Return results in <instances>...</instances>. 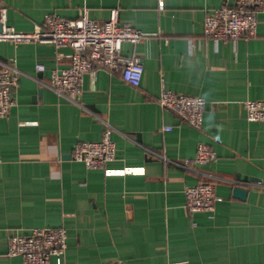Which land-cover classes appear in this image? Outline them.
Wrapping results in <instances>:
<instances>
[{
	"label": "crops",
	"instance_id": "1",
	"mask_svg": "<svg viewBox=\"0 0 264 264\" xmlns=\"http://www.w3.org/2000/svg\"><path fill=\"white\" fill-rule=\"evenodd\" d=\"M223 3L233 0H163L161 8L158 0H0L20 30L46 13L102 20L115 6L120 23L145 33L120 50L141 58L139 85L96 67L83 74L77 102L45 84L51 69L70 64L71 47L0 40V60L14 58L23 73L0 117V264H22L5 254L10 234L55 226L66 229L62 264H264V121H247L242 105L264 98V10L254 36L215 43L202 35L203 20ZM161 86L204 98L200 127L159 105ZM103 121L115 157L88 168L71 150L98 140ZM198 142L216 159L180 165ZM200 181L219 197L212 213L184 206V189ZM235 185L246 189L243 198Z\"/></svg>",
	"mask_w": 264,
	"mask_h": 264
},
{
	"label": "built area",
	"instance_id": "2",
	"mask_svg": "<svg viewBox=\"0 0 264 264\" xmlns=\"http://www.w3.org/2000/svg\"><path fill=\"white\" fill-rule=\"evenodd\" d=\"M163 0H158V7ZM264 10V0H233L207 11L203 20L202 35L217 43L220 40H235L241 36L256 34V15ZM141 29L119 22V8L111 7L105 19L90 18L86 12L78 17L65 18L51 13L43 16L40 24L30 30L16 29L7 21L4 8H0V40L12 43L45 41L56 46L67 45L73 49V57L67 67L51 69L45 83L55 93L77 102L81 93V79L84 73L103 67L118 70L122 79L134 86L139 85L143 65L137 55L124 56L120 53L123 41L135 43L144 37ZM191 45L193 43L191 42ZM44 64L37 62L35 69L44 70ZM16 60H0V117L8 114L13 105L12 89L22 75ZM157 101L165 109L175 112L190 126L198 128L202 124L205 100L198 95L178 93L161 86ZM247 121H264V98L242 101ZM104 122L98 140H83L74 144L71 156L84 162L88 168H104L115 157V143L110 137L112 126ZM164 130L171 129L164 125ZM152 157L167 161L164 154L143 147ZM216 159V152L208 144L198 142L193 157L185 158L180 165L191 163L204 165ZM131 169H124V171ZM185 203L189 213L207 211L212 213L219 197L211 183L200 181L184 189ZM66 248V229L63 226L33 227L26 233L8 236L5 254L19 256L22 264H62ZM104 264H122L120 260L106 261Z\"/></svg>",
	"mask_w": 264,
	"mask_h": 264
},
{
	"label": "water",
	"instance_id": "3",
	"mask_svg": "<svg viewBox=\"0 0 264 264\" xmlns=\"http://www.w3.org/2000/svg\"><path fill=\"white\" fill-rule=\"evenodd\" d=\"M137 140H140L138 134H137ZM246 194V189L239 186V185H235L233 187V195L237 196V197H241L243 198Z\"/></svg>",
	"mask_w": 264,
	"mask_h": 264
}]
</instances>
